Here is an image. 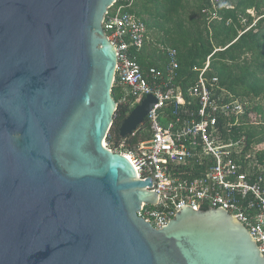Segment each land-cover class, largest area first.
Wrapping results in <instances>:
<instances>
[{"label":"water","instance_id":"water-1","mask_svg":"<svg viewBox=\"0 0 264 264\" xmlns=\"http://www.w3.org/2000/svg\"><path fill=\"white\" fill-rule=\"evenodd\" d=\"M115 0H0V264H264L220 206L183 205L161 228L137 214L157 193L104 145L117 53ZM147 94L119 126L131 135Z\"/></svg>","mask_w":264,"mask_h":264},{"label":"built area","instance_id":"built-area-1","mask_svg":"<svg viewBox=\"0 0 264 264\" xmlns=\"http://www.w3.org/2000/svg\"><path fill=\"white\" fill-rule=\"evenodd\" d=\"M134 2L115 0L102 25L116 49L113 86L120 89L121 100L132 97V108L147 94L156 98L146 116L149 136L118 151L139 179L150 177L146 188L157 193L156 203L143 202L137 214L161 228L183 205L220 206L247 228L264 255V138L258 128L264 119L261 112H249L258 98L216 93L217 77L205 75L209 57L191 86L175 85L177 52L164 44L160 47L169 55L165 70H143L130 53L147 41L146 24L129 11ZM210 3L214 9L228 7L224 0ZM245 125L255 127L252 136Z\"/></svg>","mask_w":264,"mask_h":264},{"label":"trees","instance_id":"trees-1","mask_svg":"<svg viewBox=\"0 0 264 264\" xmlns=\"http://www.w3.org/2000/svg\"><path fill=\"white\" fill-rule=\"evenodd\" d=\"M228 2L232 7L221 5L214 9L210 0H135L129 11L146 24L147 41L141 48H131L132 58L143 70H165L169 55L160 46L175 49L178 67L174 84L185 90L197 80L209 57L205 75L217 77L216 93L228 91L235 97H260L264 102V0ZM113 96L117 108L105 142L115 151H123L149 136L150 131L145 121L134 135L121 137L119 126L130 111L133 98L121 100L116 85ZM249 112H261L264 119V104L259 102ZM246 128L248 136H252L255 127ZM258 128L264 138V125Z\"/></svg>","mask_w":264,"mask_h":264},{"label":"rangeland","instance_id":"rangeland-1","mask_svg":"<svg viewBox=\"0 0 264 264\" xmlns=\"http://www.w3.org/2000/svg\"><path fill=\"white\" fill-rule=\"evenodd\" d=\"M192 1V0H191ZM224 2L226 3L225 5H228V7H232V4L230 2H228V0H224ZM250 11V12H249ZM248 12L251 15H254V11L252 9H249Z\"/></svg>","mask_w":264,"mask_h":264},{"label":"clouds","instance_id":"clouds-1","mask_svg":"<svg viewBox=\"0 0 264 264\" xmlns=\"http://www.w3.org/2000/svg\"><path fill=\"white\" fill-rule=\"evenodd\" d=\"M225 7H226V6H225ZM226 8H227V7H226ZM228 8H229V7H228ZM249 12H250V11H249ZM145 96H146V95H145ZM145 96H144V97H145ZM144 97H143V98H144ZM143 98H142V99H143ZM251 98H253V97H251ZM255 98H258V103L260 102V103L264 104V102H262V101L260 100V97H255ZM140 101H141V100H140ZM140 101H139V102H140ZM139 102H138V103H139ZM138 103H137V104H138ZM137 104H135V105H137ZM130 107H131V106H130ZM132 108H133V107H132ZM132 108H130V110H131ZM145 121H146V120H145Z\"/></svg>","mask_w":264,"mask_h":264}]
</instances>
